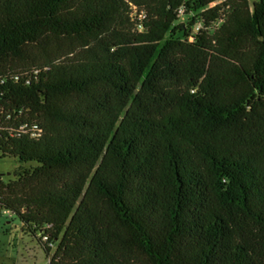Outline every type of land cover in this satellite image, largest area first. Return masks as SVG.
<instances>
[{"label":"trees","instance_id":"1","mask_svg":"<svg viewBox=\"0 0 264 264\" xmlns=\"http://www.w3.org/2000/svg\"><path fill=\"white\" fill-rule=\"evenodd\" d=\"M0 154L48 264H264V0H0Z\"/></svg>","mask_w":264,"mask_h":264},{"label":"rangeland","instance_id":"2","mask_svg":"<svg viewBox=\"0 0 264 264\" xmlns=\"http://www.w3.org/2000/svg\"><path fill=\"white\" fill-rule=\"evenodd\" d=\"M257 0H248L249 6ZM34 164H22L13 158H1L0 177L3 182L15 180L18 168H29ZM55 248H52V252ZM0 264H48V258L38 241L28 237L17 220L0 214Z\"/></svg>","mask_w":264,"mask_h":264},{"label":"built area","instance_id":"3","mask_svg":"<svg viewBox=\"0 0 264 264\" xmlns=\"http://www.w3.org/2000/svg\"><path fill=\"white\" fill-rule=\"evenodd\" d=\"M182 10L180 11V16L182 15ZM39 133V129L37 126H33V128L31 129V135L32 136H36Z\"/></svg>","mask_w":264,"mask_h":264}]
</instances>
